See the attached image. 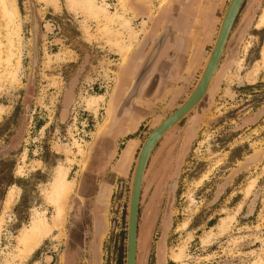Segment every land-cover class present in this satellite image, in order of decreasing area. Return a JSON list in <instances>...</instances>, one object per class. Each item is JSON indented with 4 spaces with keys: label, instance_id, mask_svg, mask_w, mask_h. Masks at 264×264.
<instances>
[{
    "label": "rangeland",
    "instance_id": "rangeland-1",
    "mask_svg": "<svg viewBox=\"0 0 264 264\" xmlns=\"http://www.w3.org/2000/svg\"><path fill=\"white\" fill-rule=\"evenodd\" d=\"M88 2L98 13L86 9ZM220 2L207 57L229 0ZM5 3L7 13L0 3V264H65L69 253L74 264H98L96 259L119 264L121 254L125 264L139 149L193 89L205 63L180 97L158 103L130 135L139 145L129 176L114 190L111 228L99 256L93 246L71 240L72 198L79 171L109 120L120 69L142 48L154 23L187 18L184 0ZM261 13L264 0H244L206 94L153 149L146 166L152 168L151 184L147 189L148 177L143 179L138 206L136 264L264 263V26L256 28ZM126 45L122 62L118 51ZM255 65L259 70L250 82L247 75ZM58 170L67 171L73 186L57 228L46 195ZM38 218L51 231L20 259V238Z\"/></svg>",
    "mask_w": 264,
    "mask_h": 264
},
{
    "label": "crops",
    "instance_id": "crops-1",
    "mask_svg": "<svg viewBox=\"0 0 264 264\" xmlns=\"http://www.w3.org/2000/svg\"><path fill=\"white\" fill-rule=\"evenodd\" d=\"M217 1L184 0L187 18L180 17L174 24L163 21L167 25L164 30H160L162 23L157 24L159 20L154 23L143 38L142 48L127 59L119 71V80L109 98V120L98 133L89 157L79 171L72 198L75 204L71 239L78 235L85 246L94 247L98 256L111 228L114 190L129 176L139 145V140L130 135L140 129L158 103L168 98L174 102L180 97L186 91L189 79L206 62V48L213 38L218 16ZM163 147L161 149H165ZM151 169L145 170L143 178L148 177L147 189L151 184Z\"/></svg>",
    "mask_w": 264,
    "mask_h": 264
},
{
    "label": "water",
    "instance_id": "water-1",
    "mask_svg": "<svg viewBox=\"0 0 264 264\" xmlns=\"http://www.w3.org/2000/svg\"><path fill=\"white\" fill-rule=\"evenodd\" d=\"M243 2L244 0H229L222 15L211 50L193 89L169 115L151 129L139 149L132 174L128 203L125 264H136L138 206L143 178L150 155L160 138L184 118L206 94L217 70L234 20Z\"/></svg>",
    "mask_w": 264,
    "mask_h": 264
},
{
    "label": "bare ground",
    "instance_id": "bare-ground-1",
    "mask_svg": "<svg viewBox=\"0 0 264 264\" xmlns=\"http://www.w3.org/2000/svg\"><path fill=\"white\" fill-rule=\"evenodd\" d=\"M0 3L2 5L3 11L5 13L8 12L5 0H0ZM86 9L91 14L98 13L93 6L88 2L83 4ZM99 7V6H98ZM102 13H105V7L101 9ZM262 14V13H261ZM264 26V13L260 16L256 28H260ZM249 44L245 46V51L247 50ZM130 49V45H126L124 47L119 48V53L121 56V61L124 62L126 53ZM242 64V59H240L237 62V67L240 68ZM259 70L258 66H254L252 70L248 72L247 78L250 82L255 81L256 74ZM78 145V144H77ZM78 148V146H77ZM79 149V148H78ZM80 150V149H79ZM67 171L64 170H58L56 177L54 178L53 182L51 183L50 190L48 191L46 197L47 201L52 204L55 208V215H54V221H53V227L59 226L61 223V218L63 217V212L65 208V199L68 193H70V190L73 186L72 181L68 180L66 178ZM256 180H252L249 185L246 187L244 192V197L250 196V193L255 185ZM11 200V193L8 195V199L6 200V205ZM230 219V218H229ZM187 223H184L182 225L183 228H185ZM52 226H50L48 223H46L44 220L38 218L35 221H33L25 230L23 235L20 238L21 248L18 249V256L20 259H23L24 257H27L33 250L36 248V246L39 244L40 240L46 236L51 231ZM189 237V236H188ZM178 260V255L174 257V261ZM257 264H264V263H257Z\"/></svg>",
    "mask_w": 264,
    "mask_h": 264
},
{
    "label": "flooded vegetation",
    "instance_id": "flooded-vegetation-1",
    "mask_svg": "<svg viewBox=\"0 0 264 264\" xmlns=\"http://www.w3.org/2000/svg\"><path fill=\"white\" fill-rule=\"evenodd\" d=\"M71 240H72V242L76 241V243H78V242H80L81 239L78 237V235H76V236L74 235V238H72ZM74 262H75L74 256L70 253L66 254L65 264H74Z\"/></svg>",
    "mask_w": 264,
    "mask_h": 264
},
{
    "label": "trees",
    "instance_id": "trees-1",
    "mask_svg": "<svg viewBox=\"0 0 264 264\" xmlns=\"http://www.w3.org/2000/svg\"><path fill=\"white\" fill-rule=\"evenodd\" d=\"M122 260H123V256H122V254H121V255L119 256V262H118V263H119V264H123V263H122Z\"/></svg>",
    "mask_w": 264,
    "mask_h": 264
}]
</instances>
